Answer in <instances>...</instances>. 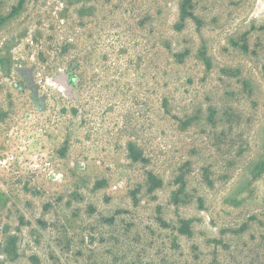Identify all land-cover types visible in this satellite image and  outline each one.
I'll use <instances>...</instances> for the list:
<instances>
[{"label": "rangeland", "instance_id": "obj_1", "mask_svg": "<svg viewBox=\"0 0 264 264\" xmlns=\"http://www.w3.org/2000/svg\"><path fill=\"white\" fill-rule=\"evenodd\" d=\"M183 1L0 0V264H264V0Z\"/></svg>", "mask_w": 264, "mask_h": 264}, {"label": "trees", "instance_id": "obj_2", "mask_svg": "<svg viewBox=\"0 0 264 264\" xmlns=\"http://www.w3.org/2000/svg\"><path fill=\"white\" fill-rule=\"evenodd\" d=\"M192 6L189 0H184L182 5H181V21L184 22L187 18H193V13L191 11ZM1 25V22H0ZM129 152H130V158L133 159L134 161H139L141 160V156L137 154L136 148L133 145H129ZM255 173L257 175H261L264 173V162L259 164L255 168ZM161 182L157 180L154 176L150 178V189L154 190L158 187H160ZM181 233L183 234H189V229L186 226H183L181 228ZM10 255V252H7Z\"/></svg>", "mask_w": 264, "mask_h": 264}]
</instances>
